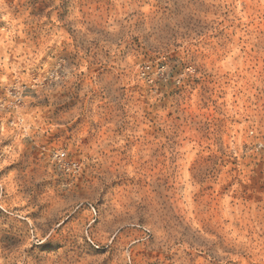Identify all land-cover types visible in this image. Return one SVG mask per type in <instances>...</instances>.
<instances>
[{
	"label": "rangeland",
	"instance_id": "1",
	"mask_svg": "<svg viewBox=\"0 0 264 264\" xmlns=\"http://www.w3.org/2000/svg\"><path fill=\"white\" fill-rule=\"evenodd\" d=\"M145 25L203 37L157 70L167 89L123 67ZM82 84L109 117L53 122ZM0 85V255L264 264V0H0Z\"/></svg>",
	"mask_w": 264,
	"mask_h": 264
},
{
	"label": "clouds",
	"instance_id": "2",
	"mask_svg": "<svg viewBox=\"0 0 264 264\" xmlns=\"http://www.w3.org/2000/svg\"><path fill=\"white\" fill-rule=\"evenodd\" d=\"M152 33L153 29L147 25L142 27L139 33H135L136 35L140 36V43L142 45V48L138 49L136 44H130L127 53L124 57L121 58L123 61L126 62L123 67H127L131 71L142 70L144 72V78L138 77L136 81L140 83L143 88L148 90H151L152 88L167 89L169 85L166 81L160 78L158 74H156L157 70L166 67L170 63H173V60L171 59L172 50L182 51L183 48L187 46L189 42L192 43L194 48L204 47V45L196 43V41L202 40L203 37H197L195 33L184 36L183 38H181L179 35L173 36L170 33L164 34L162 36L153 35ZM127 38L128 37L125 36V39ZM113 47L115 48V45H113ZM141 51L147 52L152 57L158 58H154L150 62H145L143 69H141ZM63 58L71 59V57L67 53L64 54ZM60 59L61 57L57 56L56 61H53L50 57L49 60L45 62V64L41 65L40 69L38 70L39 73L43 74L49 68V65L54 66V64ZM176 63L178 64L179 61H176ZM4 84L6 85L7 81H5ZM3 86L4 85H0V87ZM70 88L71 85H61L60 87L55 88L54 91L56 93L69 92ZM88 91V87L82 84L80 88L76 90V95L73 96L69 92V95L71 96V102L52 113V121L55 122L57 116L61 115L62 113L70 112L83 104L87 105L88 116L93 118H95L96 116L98 106L105 105V107L99 108V111L102 114V118H108L109 113L112 111L111 106L108 105L107 101H105L101 96H95L89 102L88 98L84 96V93ZM153 96H155V93H153ZM77 97L80 98L78 99ZM39 98L40 97H38V99ZM156 99H162V96L156 97ZM4 118L7 119V115H5ZM81 123H83V120L81 121ZM105 123H107V119H105ZM35 130L43 131V129H34V131ZM18 255V253H13L11 255H0V264H19V260L17 259Z\"/></svg>",
	"mask_w": 264,
	"mask_h": 264
},
{
	"label": "built area",
	"instance_id": "3",
	"mask_svg": "<svg viewBox=\"0 0 264 264\" xmlns=\"http://www.w3.org/2000/svg\"><path fill=\"white\" fill-rule=\"evenodd\" d=\"M58 159H59V161H64V159H65V154H64V153L59 154V155H58Z\"/></svg>",
	"mask_w": 264,
	"mask_h": 264
}]
</instances>
